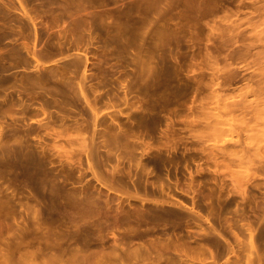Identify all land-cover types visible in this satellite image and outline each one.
<instances>
[{"label": "bare ground", "instance_id": "obj_1", "mask_svg": "<svg viewBox=\"0 0 264 264\" xmlns=\"http://www.w3.org/2000/svg\"><path fill=\"white\" fill-rule=\"evenodd\" d=\"M81 1L83 6L74 5V12L75 14L84 16L83 20H88L89 24H97L103 21L101 16L104 18L111 17L110 23L107 25L108 28H105L109 40L116 43L115 53L113 52L116 58L122 54L125 42H131L133 46L134 53L132 55L129 54V56L132 57L130 62L133 61L131 63H133L135 71L133 72V81L131 84L122 83L125 88V99L128 94L133 93V89L135 88L140 90L145 96L153 95L154 97L167 99L187 89L193 83V79H196L194 81L197 87L204 88L205 83L202 82L201 78L193 75L195 69L191 65L183 67L181 64V62H185L188 55H190V58L199 55V50L196 47L201 41V36L205 35L207 41H213L215 39L222 40L220 36L221 21L223 23L227 17L229 18L232 14L236 15L243 8L245 9L247 7L252 9V16L255 13V16L252 18H250V14L248 15L249 18H246L247 21L250 20L248 21L249 24H258L259 26L261 20L264 22V0H130L124 3L121 2L123 0H112V4L118 3L116 4L118 6L114 8H110L109 6L111 5L106 0ZM19 3L22 12L28 14L26 4L22 0ZM89 4H97L98 11L92 10ZM113 10L118 12L117 16L111 15ZM256 16L259 18L253 19ZM257 20L260 21L255 24V22H258ZM261 30L263 31V29ZM262 33L264 32L260 34ZM240 39H228L232 43H241L233 53L235 57L250 55L251 49L257 45L255 42H258V40L259 42L261 41V44H263L262 48H264V34L248 42ZM225 41L227 42V40ZM67 42H75L77 44V41H73L72 39H68ZM106 44H108V41ZM219 44L217 45L219 46ZM223 45L221 47L225 46ZM170 48L172 50L173 48H178L177 51L180 48H187V50L183 51V55H180L176 54L175 51L171 52ZM213 49L205 48V58L207 57L209 60L210 58H216L218 55L216 51L218 52V49L216 47ZM32 53L37 56L35 51ZM258 53H253L256 58L255 60L257 58L262 59L264 56V52H261L262 55ZM92 56H95L96 61H91ZM125 57L131 58L128 56ZM199 57L201 56L199 55ZM119 58L123 57L120 56ZM89 62L96 67V71H88V69L90 70L88 67ZM104 64L105 57L103 53L100 56L95 53L90 54L86 51L83 54L84 67L81 77L76 82L77 88L73 85L72 80L68 78H65L66 81L62 78H56V80L50 79L51 81H39L30 77L31 75L26 76L25 81L14 83L10 87H5L3 83H0V93L1 90L5 91L4 89L11 88L18 96H21L23 93H27L26 95L28 96L29 94H33L34 96L32 98L31 96L30 98L28 96L25 97L24 94V99L22 97L10 100L19 105L21 111L24 113L23 115H25L30 107L36 109L38 105L40 109L38 110L41 111L40 113L45 115L42 117H45L47 120L41 117L37 118L36 121L38 123H45L46 125H50L54 118L48 110L49 107L55 106L61 109L71 98L79 99L82 97L91 111L92 130L87 133L88 130L85 127L71 129L66 125L60 130L53 129L56 132L51 135H53V140H55L57 136L62 137L59 135L63 134V137H66L69 143L76 144L77 147L79 146V149H76L77 152H81L83 149L82 152L84 153L81 152L80 154H85L87 159L86 168L95 180V183L90 186V183H85V185L77 184L75 181H70L69 178H60L49 166V160L31 147L26 135L17 136L14 133L2 135L0 133V233L3 230L7 231L5 234L8 233L9 239L11 240H7V234L3 238L7 240L6 243L9 241L8 244L10 246H13L10 243L14 241V244L15 242L17 243L15 245L20 248L24 247L27 251L29 250L27 248L33 247L34 250L33 248L32 250L34 252L32 251V254L35 257L39 256L38 259L40 258V262L37 264H55V261L59 264H123L124 262L122 261H125V259L128 260V264H146L145 260L149 258H151V262L148 264H173L177 259L183 260L185 257L187 258L189 254H185L186 256L184 257L181 256V258L179 256L181 253H179L178 244L174 243L176 240L173 242L170 240L171 243L168 241L171 237V234L169 236L171 231L166 234L164 231H168V229L163 231L162 227L169 225L173 230L177 220H183L188 213H191L196 218L198 217L207 221V227L205 229L202 228L204 226L201 227V229L205 230V233L212 235L215 233L216 228L212 218L207 214H203L202 209L204 204L201 198L192 197L191 204L186 205L185 210L179 208L174 209L175 206L170 208L169 206L171 205L165 207L161 202L159 203L157 200H154L152 203L146 195L139 194V186H141V183L143 184L144 180L142 177L143 182L138 179L136 177L138 175L137 173L134 174V177L138 180L136 181L135 179L134 181V184H137L135 187L137 189H134V192H130L123 189V182H125L123 181L124 173H122L123 170H120L117 165L110 168V172L106 170L108 171L107 173L104 172L106 168L101 169L99 166V158L103 157L104 153L109 154V152H111L110 154L115 153L116 156L122 159H125L124 157H130L133 160L137 158L138 154L136 155V153L139 152L141 156L145 157V162H143L142 158L140 159L143 164L145 163L143 167L151 166L158 169L162 163L161 149L158 146H152L150 141L151 134L148 128L147 118L150 117L152 107L148 105L146 100L141 104L139 108L140 112L138 111L139 113L131 117L135 125L129 131L125 130L127 128L122 129L120 126H116L117 128L114 129L112 128L113 131L108 129L110 132L105 130L106 128H97L99 125L97 103L104 96L99 92L97 87L104 86L107 80V71L103 68ZM235 68L231 69L229 73L224 72L225 74H222V79L216 83L223 87L228 85L231 79L235 80L236 77H240L241 72ZM126 72H128L126 76L131 75L129 71ZM91 76L98 79L97 86L94 88L98 93L91 94L85 86V80ZM248 79L250 81L253 79L252 84L254 85L255 83L254 87L251 84L248 85L246 82V90L242 93L240 92V94L238 93L236 98H239H233L229 103L221 101L218 97L219 103L216 106L212 105L213 107H209L213 112L210 111L211 113L208 114V117L205 114V119L207 120L205 123H201V125L204 124L207 128L211 129V132L213 131L212 133L218 132L221 134L220 136L225 135L226 138L228 136L229 139L227 141L231 140V142H235L234 140H236V143L241 148L238 147V152L241 151V154L239 155L236 151L233 155L238 154V160L236 162L240 167H245L244 169H248L247 163L255 156L259 157L262 152V146L259 145L262 139L259 133L261 132V128L262 130L264 128V66L252 69L251 73L248 74ZM12 90L9 93H12ZM91 90L93 91V89ZM39 93H42L41 97L35 99V96ZM131 104L133 105V101ZM135 107L137 108L139 105H135ZM35 109L32 110L34 111ZM33 113L31 111L29 112L30 115ZM60 121L62 124L64 123L61 118ZM52 122H56V120ZM3 123L4 121L0 120V128L3 127ZM203 129L207 130L205 127ZM245 132V136L242 137L241 134ZM199 133L201 134L203 132ZM205 133L208 135L211 134V136L213 135L209 131H205ZM262 133L264 134V132ZM218 136L217 134L213 137L216 138ZM99 138V143H97L96 141ZM205 138L208 137L205 136ZM225 142L218 144L228 146ZM71 144L69 145L70 148L73 146ZM102 148L105 150H102ZM69 150L73 152V147L68 149V152L65 150L66 152L64 154H67V156H64V158L68 160L72 155L69 153ZM233 150L235 151L237 149L235 148ZM102 151L104 152L101 155L100 152ZM229 151L232 152V148L227 150V152ZM58 153L61 155L62 152L60 153L59 151ZM64 154L62 153V155ZM134 154L135 157H133ZM127 155L130 156L127 157ZM107 159H110L109 156ZM137 159H135L136 162ZM238 173L243 172L238 171ZM140 174L142 175L143 171ZM138 177L140 178V175ZM236 177L238 178V176ZM139 180L141 183H139ZM142 188L145 187L142 186ZM160 201H163V203L164 201L166 202V200ZM151 234H156L155 241H153L154 246L151 245L152 242H149L153 239L151 238L149 240L148 236ZM164 234L166 236L168 235V237H164ZM219 235L221 234L219 233ZM173 237L177 239L175 235ZM136 239L139 242L141 241V244H134V246H137L135 248L129 247L131 242ZM1 242L3 243V241ZM172 243L176 244L177 247ZM253 244L254 242H250L249 246L252 247ZM13 247L15 248V246ZM243 248L245 247H242V250L245 251L247 247L245 249ZM252 248H255V245ZM133 249L135 252L131 254V250ZM171 249H175L176 253L178 251L176 256L180 258H175L173 254V259L175 260H172L171 251L173 250ZM13 250L12 248L11 251ZM141 251L143 252L142 254ZM169 251L171 258H169ZM245 252L247 253V251ZM164 254L169 255L161 259ZM28 255L30 257L32 256L30 260L27 259L32 264L34 256L29 253ZM12 256L15 255L12 254ZM189 257L188 259L190 260ZM45 259H49V261L47 260L48 262H45ZM239 259L238 261L240 262L244 260ZM249 262L247 259L244 264H250Z\"/></svg>", "mask_w": 264, "mask_h": 264}, {"label": "rangeland", "instance_id": "obj_2", "mask_svg": "<svg viewBox=\"0 0 264 264\" xmlns=\"http://www.w3.org/2000/svg\"><path fill=\"white\" fill-rule=\"evenodd\" d=\"M20 1L21 0H0V83H3L5 87H10L14 83L25 81L27 78L26 76L31 75L30 77L39 81L56 80V78L65 80V78H68L72 80L73 85L77 88L76 82L80 80L84 67L83 54L88 51L90 54L95 53L101 56L103 53L105 57L103 68L107 71V80L104 86L97 87L99 92L104 95L97 103V108L99 110V125L97 128H106L105 130L110 132L108 129L112 130V128L114 129L120 126L122 129L127 128L125 130L129 131V129L135 125L131 117L140 112L139 108L146 100L148 105L152 107L150 117L147 118L148 128L151 134L150 141L152 146H158L161 149L162 163L158 169L151 166L143 167L145 164H143V162H145V157L141 156L139 152L136 153V155L138 154V159H135H137L138 162L142 158L143 162L140 160L138 163L135 159H130V157H124L125 159H122L116 156L115 153L114 155L109 152L111 156L104 153L103 157L99 158V166L101 169L106 168L104 170L106 173L115 165H117L120 170H123L122 173L125 174H123V181H125L123 182V189L130 192H134V189H137L135 188L137 184H134L135 179L138 181V178L142 182L144 180L143 184L139 180V183H141L138 189L139 194L146 195L152 203L154 200H157L159 203L161 202L162 205L164 204L165 207L171 205L169 206L170 208L175 206L174 209L179 208L185 210V206L191 204L192 197L201 198L204 204L202 209L203 214H207L212 218L216 231L218 230L217 232L214 231L215 233L213 234L211 233L212 235L205 233V230L201 229V227L204 226L202 228L205 229L207 227V221L198 217L196 218V216L193 214L191 215V213H188L183 220H177L175 222L176 228L174 226L173 230L169 225L162 227L163 231L168 229V231H164L166 234L171 231V233H169L171 237L168 241L171 243L170 240H172V242L176 240L174 243L178 244L179 253H181L179 256L184 257L187 254L190 256H187V258L185 257L186 259L184 258L183 260L177 259L173 264H179L180 261V264H244L247 259L250 261V264H264V141H262L264 140V134L262 133L264 132V128L263 130L261 128V132L259 133L262 139L259 143V145L262 146L261 155H259V157L255 156L251 161L249 160L250 164L247 163L248 169H244L245 167H240L236 162L238 160V154L233 155L236 151L239 155L241 154V151L238 152L239 146L236 140H234L235 142L232 141L233 143L231 140H229V142L227 141V139H229L228 136L226 138L225 135L220 136L221 134L218 132L212 133L213 131L211 132V129L207 128L204 124L201 125V123H205L207 120L205 119V114L208 117V114L213 112V110H210V106H216V104L219 103L218 97L221 101L227 103L233 100V98L238 99L239 97L236 98L238 93L244 92L247 84H251L253 87L255 86V83L254 85L252 84L253 79H251L252 82L248 79V74L251 73L252 69L264 66V56L262 59L257 58V60H255L256 58L253 55V53L258 52V54L262 55L264 52L261 41L259 42L258 40V42H255L257 45L251 49V56L245 55L243 57H235L233 54L236 47L241 43H232L229 41L230 39L241 38L240 40L248 42L264 34H260L264 32V22H262V20L259 26L256 23H259L260 20L255 22L256 25H251L248 23L250 20H246L247 17L249 18V14L250 18L255 16V13L253 16L251 14L252 9L250 7L243 8L238 14H232L229 18L227 17L228 20L227 18L226 20L224 19L225 21L223 23L221 21L220 36L222 40L215 39L213 41H207L205 35L201 36V41L196 47L201 57L195 55L196 57L193 56V58H190V55H188L185 62H181L183 67L191 65V67L195 69L193 75L201 78L202 82L205 83L204 88L197 87L194 81L196 79H193V83L188 86L187 89L167 99L154 97L153 95L145 96L137 88L133 89V93L128 94L125 99V88L122 83L131 84L133 81V72L135 71V67L133 63H131L133 61L130 62L132 57L129 56V54L132 55L134 53L133 46L131 42H125L124 50L122 54H120L123 58H119L120 56L117 58L115 57L113 52L116 49V43L109 40L105 28L110 23L111 17L104 18L101 16L103 21L97 24H89L88 20H83L84 16L75 14L74 12V5L83 6L81 0H22L28 9V14H24L19 6ZM107 1L111 5L109 6L110 8L118 6H116L118 3L112 4V0H106V2ZM125 1L129 2L130 0H123L121 2L124 3ZM89 5L92 10L98 11L97 4ZM111 15L117 16L118 12L113 10ZM258 18L256 16L253 19ZM261 29H263V31ZM217 38L219 37L217 36ZM68 39L77 41V44H75V42L68 43ZM223 39L227 40V42H224ZM107 41L108 44H106ZM215 42H217L216 45L221 43L225 46L223 45L224 47H221V44L216 46ZM206 47L210 50H214V47L218 49V52L216 51L218 54L216 58H210V60L207 57L205 58L204 53ZM147 48L149 49V47ZM170 49L171 52L175 51L176 54L180 55H183V51L187 50V48H180L181 51H177L178 48H173V50L172 48ZM196 49L195 51H197ZM33 51H35L37 56L33 55ZM91 61H96L95 56H92ZM88 67L90 68V70L88 69L89 72L96 71V67L93 66L91 62L88 63ZM234 68L241 72V75L239 74L240 77L238 76L239 79L236 77V81L231 79L228 85L223 87L219 86L216 82L222 79V74L224 72L229 73L231 69ZM126 71H129L131 75L126 76V73H128ZM97 82L98 79L92 76L85 80V86L89 89L91 94L98 93V91L94 89L95 86H97ZM91 89H93V91ZM4 90L5 91L1 90L0 93V120L4 121L3 127L0 128V133L2 135L11 133L17 136L26 135L31 147L49 160V166L60 178H69L70 181H75L77 184L85 185V183H90V186L94 184L95 180L92 178L90 171L86 168V156L85 154H80L83 149L80 148L82 149L81 152H77L79 146L77 147L76 144L73 145L69 143L67 138L63 137V134L59 135L62 137H56L57 142L56 139L53 140V135H51L56 132L53 131V129L60 130L66 125L71 129L85 127L86 130H88L87 133L92 130L93 123L91 122V111L82 97L79 99L71 98L61 109L55 106L49 107L48 110L54 117L50 119H52V121L56 120V122L51 121L50 125H46L45 123H38L36 121L37 118L45 116L40 113L41 111H39L38 105L36 108L37 110L30 107L27 111L28 115L27 112L23 115L24 113L21 111L19 105L11 102L10 99H19L22 97L24 99L25 93L18 96L11 88ZM11 90L12 93H9ZM26 94L25 97L28 96ZM41 94L42 93L35 94V99L40 98ZM30 96L32 98L34 95L29 94L28 97L30 98ZM132 101L133 105L131 104ZM135 105H139V107L136 108ZM203 108L204 110H202ZM32 109H35V113H33L34 111ZM30 111L33 114L30 115ZM44 118L45 117H42V119ZM60 118L64 121L63 124ZM45 120L47 119L45 118ZM202 126L207 130L203 129ZM204 130L207 132L209 131V133L213 135L206 134ZM199 132L203 133L200 134ZM217 134L219 135L218 137H213ZM245 134L246 132L244 134L242 133V137H244ZM205 136L208 137L210 141L208 138H205ZM99 140L100 138L97 139L96 142L99 143ZM217 140L218 142L216 143ZM223 142L228 146L225 144H218H222ZM70 144L73 145L71 146V148L73 147V152L69 150V153L72 155H68L70 156L68 160L64 158V156H67V154L64 153L68 149H71L69 147ZM230 148H232V152H227ZM235 148L237 150L234 151L233 149ZM102 150L105 149L102 148ZM59 151L64 155H62V153L60 155L58 153ZM103 152L104 151L100 152L101 155ZM108 156L110 158L109 160L107 159ZM128 156L130 155H127V157ZM133 157H135V154ZM142 171L143 174L141 175L140 173H142ZM238 171L243 173H238ZM135 173L140 175V178L138 175L136 176L137 178L134 177ZM236 176H238V178ZM142 186L145 188H142ZM160 200H166V202L164 201L163 203V201ZM5 232L7 231L3 230L2 233H0V252H2L0 253V264H18L19 262V264H30L28 260H30L32 256L30 257L28 253L34 256V254H32L34 248L29 247L27 251L26 248H20L15 245L17 244L16 242L14 244V241H11L10 244L15 246V249L8 244L11 239H9L8 233H6V235ZM219 233L221 235H219ZM173 234L177 239L173 237ZM5 235L8 236V243H6L7 240L4 239L6 237ZM155 235L156 234H151V237L148 236L149 240L153 238L149 241L152 242L151 245L153 246ZM164 237H168V235ZM250 239L253 240L250 241ZM1 241H3V243ZM140 242L136 239L131 242L129 247L135 248L136 245L134 246V244H141ZM250 242H254L252 247L255 245V248L249 246ZM173 245L176 246V244ZM176 247L175 249L177 250ZM242 247H247L245 250L247 253L242 250ZM12 248L14 249L13 251H11ZM175 249H171L173 251L170 250L172 258L169 251L170 255L164 254L161 259L169 255V258L175 260L173 259V254L175 258H180L176 256L178 251L176 253ZM133 250H131V254L135 252V250ZM250 251L252 252L248 253ZM142 253L141 251V254ZM236 253L241 258L238 257ZM12 254L15 256H12ZM5 256L8 258V261ZM38 257L39 256H34L32 259V261H34L33 263L31 261V263H39L40 258L38 259ZM239 258L244 260L240 262L238 261ZM47 260L49 261V259ZM47 260L45 259V262H48ZM150 260L151 258L145 260L146 264L151 262ZM122 262L128 264V260L126 259ZM55 264L59 263L55 261Z\"/></svg>", "mask_w": 264, "mask_h": 264}]
</instances>
